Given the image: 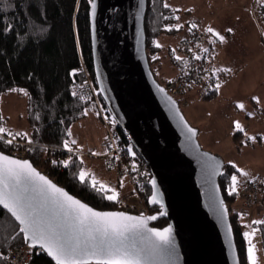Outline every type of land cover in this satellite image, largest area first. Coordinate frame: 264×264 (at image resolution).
Segmentation results:
<instances>
[{
  "label": "snow or ice",
  "instance_id": "1",
  "mask_svg": "<svg viewBox=\"0 0 264 264\" xmlns=\"http://www.w3.org/2000/svg\"><path fill=\"white\" fill-rule=\"evenodd\" d=\"M82 2L86 4L85 11L89 18H94L97 14L98 0H75L78 7ZM261 11L264 12V0H260ZM35 5L39 15H33L31 12L24 17V24L0 23V40L7 41L9 35L13 40L11 53L6 47L0 46V55H14L19 60L20 52L32 45H39L46 41L51 35V25L47 21V0H28V6ZM12 5L7 0H0V11L11 8ZM144 0H138L133 5L134 18L139 21L144 15ZM162 7L170 12V19L180 20L178 15L179 8L170 6L164 2ZM109 11L116 12L117 9L112 8ZM30 17V19H29ZM187 27L189 33H194L198 25L192 23H164L163 28L166 30H179ZM202 31L207 36L208 47H199L198 50L193 48L187 49L192 53L191 59L201 60L207 59L211 46L226 41V36L218 29L211 26H204ZM235 29L228 27L227 33L234 32ZM264 36V32L261 33ZM137 39L139 40V26L137 25ZM152 44L159 47L156 40ZM200 41H197V45ZM172 55L178 62L187 61L184 57L176 54V50L172 49ZM157 57H153L156 59ZM230 69L227 67H213L205 70V78L211 79L216 77L214 83L208 85L210 90L219 92L222 81L219 80L218 74L227 73ZM77 70H71L70 75H75ZM34 73H29L26 79L32 82ZM35 91L28 89L26 86H9L7 91L10 93H20L28 97L41 100L40 83L34 84ZM158 90L164 92L163 88ZM69 95L80 102L87 103L88 97L80 95L77 91H70ZM66 99V97H65ZM166 99H171L166 97ZM259 102L258 96L251 98ZM43 104L50 108L60 111L62 108V100L57 93L48 96L45 88L43 95ZM174 103V102H173ZM236 108L244 109L245 104L237 101ZM88 109L84 108L82 114H87ZM99 115V113H97ZM248 115H254L248 112ZM50 118L51 123L56 125L57 133H60L59 125L65 124L63 119L57 121L56 116L52 112H45L44 116L38 115L37 120ZM3 118L0 117V120ZM183 121V117H181ZM234 131L242 132L245 135V141L255 140L257 137L248 136L245 126L240 120H234ZM184 127L187 133L194 136L196 129L189 127L186 123ZM35 131H40L36 129ZM63 139L58 140L59 154L63 159H51L49 162L53 169L63 168L68 170L75 167L73 172L74 178L81 184L94 192L100 194L102 199L110 202H118L120 193L116 187H113L99 180L97 176L84 167V156L81 154L83 146L73 138L71 127L65 124L63 132L60 133ZM17 147L23 146L26 151L35 150L34 135H30L27 131L13 132L3 123H0V145H13ZM110 145L105 152L110 149ZM40 150L48 152L46 145H40ZM128 155L135 157L136 153L129 146ZM99 155V153H92ZM115 155V153H113ZM119 159L118 156H116ZM133 171L135 161L133 160ZM233 165L235 171L230 175V182L227 185L228 195L238 192L241 184L239 177H248L243 168L238 167L234 161H229ZM205 168H211L212 173L223 171L216 164H205ZM257 177L253 176L248 183L255 182ZM152 185V195L148 197L149 204L158 203L159 193L156 188V181H150ZM120 187H123V180L120 181ZM244 213H239L238 217L242 218ZM228 209L223 200L220 201L218 219L227 224ZM155 215L145 216L130 215L125 211L97 210L88 203L72 195L54 182L49 175L39 171L37 167L29 159L17 158L5 151L0 150V264H10L11 257L6 255L4 244L12 247L16 241H22L29 249L33 251L37 246L39 250L46 253L50 257L51 262L55 264H176L177 250L172 229L169 225L163 229L149 227L148 221L155 220ZM253 226H262L260 229L252 227L251 230L242 231V237L247 244V264H258L256 248L252 242V237L260 230L264 234V220L254 219L251 222ZM248 228V224L244 225ZM227 234L231 237L233 228L227 226ZM231 242V241H229Z\"/></svg>",
  "mask_w": 264,
  "mask_h": 264
},
{
  "label": "water",
  "instance_id": "2",
  "mask_svg": "<svg viewBox=\"0 0 264 264\" xmlns=\"http://www.w3.org/2000/svg\"><path fill=\"white\" fill-rule=\"evenodd\" d=\"M137 2L98 0L96 16L88 19L98 94L116 125L130 136L133 149L148 165L149 196L150 181H156L159 202L149 204L147 199V203L159 210L144 214L156 216L148 221V226L153 227L152 223L161 219L167 224L159 229L171 226L176 264H240L234 235L229 237L226 231L231 225L226 203L227 224L218 219L219 204L224 201L219 178L225 162L201 147L196 128V134L189 139L191 134L184 124L192 126L178 101L156 80L147 57L145 14L139 21L134 18L133 5ZM144 5L146 13L147 0ZM112 8L117 11H109ZM206 163L219 165L223 171L213 174L211 168H205Z\"/></svg>",
  "mask_w": 264,
  "mask_h": 264
},
{
  "label": "trees",
  "instance_id": "3",
  "mask_svg": "<svg viewBox=\"0 0 264 264\" xmlns=\"http://www.w3.org/2000/svg\"><path fill=\"white\" fill-rule=\"evenodd\" d=\"M7 2L10 3L12 7L0 11V23L23 25L24 17H26L29 12H31L34 16L39 15L35 5L31 7L28 6V0H7ZM164 2H167L170 6L174 7V2H176V0H147L144 18L147 57L155 78L157 72L160 71V65L164 63L163 59L166 57V55L160 51L161 47L153 45L152 41H157L158 37L162 36L163 34L177 32L176 29L169 31L163 28L164 23L177 22L176 20L169 18V10H166L162 7ZM85 7L86 4L84 2H82L77 7L75 0H47V21L48 24L51 25L50 37L46 41L42 42L39 47L29 45V47L20 52L19 60H17L14 55H0V97L3 93H8L7 87L9 86H26L28 89L35 91L33 87L34 84H37L38 82L40 83L41 100H36L35 98L30 99V97L27 96L26 106L28 133L30 135H34L33 147L35 150L25 151L27 152V158L37 168H39V161H42L43 165V158L49 152L48 151L45 153L41 151L40 145H46L48 149H59L58 140L63 139V136L60 133L63 132L65 124L71 126L73 123H76V121L84 118L85 115H87L82 114L84 108H87L88 111L95 110L96 108L94 103L90 101L87 103L80 102L69 95L71 84L76 81H81L83 78L80 72L81 65L85 66L95 84L92 71L89 19L85 11ZM182 13L184 12L179 9L178 15H181ZM194 22L199 23L196 21ZM202 26L204 27V25ZM0 46L6 47L8 52L11 53L13 47L11 34L9 35V39L7 41L0 40ZM167 54L169 56V60L178 69L177 77L186 69L198 62L197 60L191 59L192 54L189 56L182 55V57H184L187 61L186 64L184 62L176 61L172 55L171 49H169ZM154 56L157 58L153 59ZM199 61L206 62L204 59ZM74 68L77 70L76 74L70 75L69 73H71V70ZM29 73H34L31 83H29L28 79H26ZM177 77L174 80L167 81L166 86L159 82L157 78L156 80L167 88L169 84L177 79ZM45 88L47 90L48 96H52L54 92L60 96L62 100V108L60 111L52 109L48 105L42 103ZM200 91L204 99L205 97L207 98L208 95H205L201 89ZM211 97L212 96H208V98ZM92 104L95 106V108H93ZM46 111L52 112L56 116L57 121L60 119L65 121V124L59 125L60 133H57L56 125L51 123L50 118L46 117L44 120L36 119L38 115L44 116ZM36 129H39L40 131H35ZM12 131L15 132L13 129ZM118 131L120 134H123L120 129H118ZM237 135L239 134H236L235 138ZM130 145L131 144L128 143V146ZM12 147L13 145H0V150L5 151V154H10ZM135 153L138 157H140L136 151ZM82 155L86 156L85 154ZM54 159L57 158L55 157ZM44 166L50 171L49 175L54 180V182L65 187V189L69 191L70 194L75 195L83 202L88 203L90 206L98 210H118L119 201L125 198L119 197L118 202H110L102 199L100 194L94 192L92 189L84 185H81L74 178L73 172L76 170L75 167H72L68 170H60L58 168L53 169L51 164H45ZM234 171L235 169L233 168V165L225 162L224 171L219 178V187L223 199L229 208L230 223L233 228L234 241L240 264H247V244L244 242L242 237L238 214L240 211L241 213H244V215L247 214L252 210L250 208L252 207L253 203L247 208L243 206L240 207L239 213L233 212V210L230 211V206L235 203L237 199L239 200V194H241V191H239L229 196L227 192V185L230 182V175ZM149 195L150 187L146 183V214H151L159 210L157 207L148 206L147 199ZM263 199L264 191L258 194L255 203L259 204L263 201ZM241 201L242 200L240 199L239 202ZM261 220H264V216H262ZM166 224V220L161 219L152 223V226L161 228ZM252 227L260 229L262 226L252 225ZM258 231L261 236V249L264 263V234H262L260 230ZM4 249H6V255L16 249L27 250L30 254V261L28 264H49V261L51 260L40 250L34 249L30 252L29 249H25V244L22 241H16L10 248L8 247V244L5 243ZM51 264H53V262H51Z\"/></svg>",
  "mask_w": 264,
  "mask_h": 264
},
{
  "label": "rangeland",
  "instance_id": "4",
  "mask_svg": "<svg viewBox=\"0 0 264 264\" xmlns=\"http://www.w3.org/2000/svg\"><path fill=\"white\" fill-rule=\"evenodd\" d=\"M233 3L234 0H176V2H174V7H177L184 12L179 15L180 20L177 22L190 23L196 21L201 25L207 26V23L210 22V19L212 23L215 18L217 19L218 17H222L225 14L226 9L231 10V5ZM260 5V1L255 0L253 1L251 7H255V9L257 10L258 8L261 9ZM224 6H226L225 9L223 8ZM216 12H218V14L214 16ZM258 18L260 20V24L262 25V23H264V16L256 11V13L254 14L256 23H258ZM260 24L258 23L257 25L261 26ZM263 29L259 30V34L262 38V41L260 40L261 47L259 48V46L255 44V49H259L258 59L252 65H250V67L246 68L244 75H241L242 77L239 78V80L242 81L240 82L239 87L236 89V101L243 102L245 104L244 109L234 110V107H232L233 110H231L229 106H226V108L222 107L220 109H217L216 107H213L210 102H204L202 100V94L198 87H193L185 91L183 94L173 96L178 101L180 109L184 114L186 120L192 127L198 130L197 138L201 147L205 151L221 156L226 163H228L229 161H234L236 165L240 164V168H243L251 176H255L259 173V175H257L256 177L264 176V168L262 167V165L264 166V52H261L264 50V36L261 35V33L264 32ZM186 36L187 27H183L177 30V32L163 34L157 39L161 47L160 51L164 53L166 57L163 59L164 63H162L161 65L159 64L160 71L157 72L156 78L165 86L167 84V81L174 80L178 75V69L169 60V56L167 53L169 52V49H175L176 54L180 55L178 48L180 43L184 38H186ZM204 39H206V37ZM198 49L199 47L196 50ZM214 50L215 49H213V51ZM95 88L97 89L96 86ZM210 96H213V94ZM253 96H258L260 98V101L257 102L252 100L251 98ZM204 100L208 101V96L207 98L205 97ZM101 102L103 103L102 100ZM103 105V108H105V110L108 112V109L106 108L104 103ZM222 105H224V103ZM26 106V95L10 92L3 93L0 97V117L3 118L2 120H0V123H3L4 126L11 130L13 129L14 131L29 132L26 119ZM190 107H192V111L196 113L193 114V119L191 118L189 113H187ZM93 108H95L94 105ZM246 112H252L254 113V115L249 116L248 114H246ZM246 115H248V117H246ZM234 120H240V122L245 126V130L248 136H255L257 138L255 140L245 141L244 133L234 131V124L232 123ZM78 121H76V123H73L70 127L72 130L73 138H75L78 141V144L82 145L83 149L86 150L85 152L82 151L81 153L86 155V157H84L85 163L86 160L92 163L90 165H84V167L92 171L97 176V178L99 176L101 179L103 178V171H105L106 169L109 173H114L117 181H119L120 176L118 175L116 170L106 167V164L105 167H103V164L101 163L100 165H97L98 161L92 159V157L94 156L92 153L95 151L94 148L99 147L101 143L103 144L105 134V128L99 116L95 114V112H88L87 115L82 118V120L80 119ZM197 124H199L200 126L197 127ZM207 124H219V133H215L213 135V139L218 140V143L213 146H208V144L205 142V137L207 136V134L205 131L203 132L202 128L203 125ZM224 124L227 125V127H224ZM236 134L239 135H237V137L235 138ZM239 140L240 150H238L233 142H238ZM231 141L233 143L232 147L229 145ZM130 147L133 150V146L130 145ZM59 152L60 149L58 153ZM44 165V163L42 165V161H39V168L37 169H39L43 173H46L45 171L47 169ZM49 177L51 178V176ZM124 178L129 181L127 177ZM127 181L125 180L126 183L124 182L123 185L127 184ZM115 183L117 182L115 181ZM240 191L243 192L242 188ZM240 199L242 198H240L239 194V200ZM240 205V207L245 205L248 206L249 203L247 204V199L245 198L240 202ZM143 206V211L140 210L139 212L132 209L131 207L120 208L118 206V210L136 214H146L145 201ZM233 206V204L230 206V211L233 210ZM258 206L259 204L253 203L250 209H254ZM25 249L28 248L25 246Z\"/></svg>",
  "mask_w": 264,
  "mask_h": 264
},
{
  "label": "built area",
  "instance_id": "5",
  "mask_svg": "<svg viewBox=\"0 0 264 264\" xmlns=\"http://www.w3.org/2000/svg\"><path fill=\"white\" fill-rule=\"evenodd\" d=\"M252 15L256 11L259 14L264 16V12L260 8L257 10L255 7H252ZM198 25L194 33H189L187 31L186 38L180 43L178 51L181 55L189 56L192 53L188 52L187 49L193 48L196 50L202 45V42L206 34L202 31L203 26ZM197 41H200V44L197 45ZM213 68L210 64L202 61H198L196 64L186 69L182 74H180L177 79L169 84L167 90L172 96L183 94L188 89L193 87H199L205 95L210 96L215 91L210 90L208 85L214 83L216 77L211 79L205 78V70ZM80 72L83 76L81 81L73 82L70 86V91H77L80 95H86L89 99L88 101L94 103L96 106L97 113H99V118L105 128V134L103 139V154L101 155L106 167L112 168L117 171L120 178L127 177L130 183L133 186L132 193L122 201H119L118 206L120 208L131 207L138 212L144 209V201L146 198V183L148 184L149 179L151 178V173L148 165L142 160L141 157L137 155L131 157L128 155V143H130V136L127 135L123 130H121L110 116V114L103 108V103L101 102L100 95L98 94L97 89L94 86V82L91 78L90 73L87 71L84 65H81ZM219 80L223 82V77L218 74ZM118 129L122 131L123 134H120ZM111 146L110 149L105 152V149L108 146ZM49 148L48 154L43 158L44 164H50V160L55 157L58 159H63V156H60L58 153L59 149ZM115 153V155H113ZM59 154V155H58ZM10 155H13L17 158H27V152L23 146L17 147L16 144H13L11 148ZM119 157V159L116 158ZM28 159V158H27ZM133 160L135 161L136 170L133 171ZM62 170L63 168H58ZM46 175L50 174V171L47 169L45 171ZM50 176V175H49ZM248 181V180H247ZM247 181L243 182L241 188L240 198L243 201L247 199V204L251 205L256 202L257 196L259 193L264 191V176H258L255 182L248 183ZM248 205V206H249ZM248 206H243L247 208ZM11 257L10 264H28L30 261V254L26 250L16 249L7 254Z\"/></svg>",
  "mask_w": 264,
  "mask_h": 264
},
{
  "label": "crops",
  "instance_id": "6",
  "mask_svg": "<svg viewBox=\"0 0 264 264\" xmlns=\"http://www.w3.org/2000/svg\"><path fill=\"white\" fill-rule=\"evenodd\" d=\"M253 1L255 0H234V3L231 5V10L226 9L225 14L222 17H218L217 19L215 18L212 23L210 19V22L207 23V26L214 27L218 29L222 34H224L226 36V41L211 46L208 58L204 60L207 63H210L213 67H227L230 69V71L227 73H219L223 77V83L219 92H215L208 101L204 100V97L202 96V100L204 102H210V104L217 109H220L222 107L226 108V106H229L231 110H233L232 107H234V110H239L235 106L237 102L235 97V95L237 94L236 89L239 87L240 82L242 81L239 80V78L242 77L241 75H244L246 68L250 67V65H252L258 59L259 49H255V44H257L259 48L261 47L260 40L262 41V38L259 34V30L263 29L264 23H262L261 25L258 18V23L261 25L259 26L257 25L258 23H256L255 19L252 17L251 6ZM223 8L225 9L226 6H224ZM217 14L218 12H216L214 16H216ZM228 27L234 28L235 31L232 33H227L226 29ZM202 46H209L207 43V36ZM213 49L215 50L213 51ZM261 52H264V50ZM223 103L224 105H222ZM88 112H95V114H97L95 110H90ZM187 113H189L192 119L194 118L193 114H196L194 111H192V107L188 109ZM246 114H248V112H246ZM246 117H248V115H246ZM199 126L200 125L197 124V127ZM224 127H227V125L224 124ZM202 129L203 132L205 131L207 134V136L205 137V142L208 144V146H213L218 143V140L213 139V135L215 133H219V124L203 125ZM233 142L238 150H240V140L238 142ZM229 145L232 147V141L229 143ZM94 149V152L99 153V155H94L93 157L91 156L92 159L98 161L97 165H100L101 163L103 164V167H105L104 160L101 157V155L103 154L102 143L99 147H95ZM85 151L86 150L83 149V152ZM90 164L92 163L88 160H86V163H84V165ZM237 166L241 167L240 164H238ZM262 167L264 168L263 165ZM257 175H259V173L256 174L255 177ZM251 177L253 176L249 175L248 177H239L241 184L246 180H251ZM98 179L113 187H116L120 193L119 197L127 198L133 191V187L129 183V181H127V179L120 178L119 181H117L114 173H109L106 169L105 171H103V178L101 179L98 176ZM121 179L123 180V183L125 182V180L127 181V184L123 185V187H120ZM115 181L117 183H115ZM241 184L239 185L238 192L241 189ZM233 205V212L239 213L241 206L239 200L237 199V201L233 203ZM262 216H264V199L261 203H259L258 207L243 215L242 218H239L241 232L244 230H251L252 225L250 222L254 219H261ZM245 224H248V228L244 227ZM252 242L254 243L256 248L259 264H264L263 253L261 249V236L259 231H257L252 237Z\"/></svg>",
  "mask_w": 264,
  "mask_h": 264
}]
</instances>
